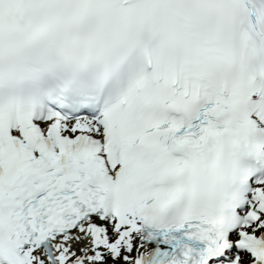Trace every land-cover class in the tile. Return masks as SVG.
<instances>
[{
	"label": "snow or ice",
	"instance_id": "snow-or-ice-1",
	"mask_svg": "<svg viewBox=\"0 0 264 264\" xmlns=\"http://www.w3.org/2000/svg\"><path fill=\"white\" fill-rule=\"evenodd\" d=\"M0 264H264V0H0Z\"/></svg>",
	"mask_w": 264,
	"mask_h": 264
}]
</instances>
